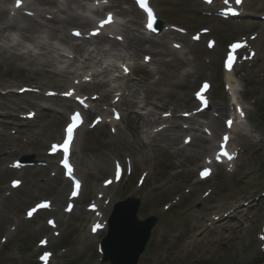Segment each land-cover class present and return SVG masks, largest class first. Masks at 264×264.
<instances>
[{"label": "rangeland", "instance_id": "374dc122", "mask_svg": "<svg viewBox=\"0 0 264 264\" xmlns=\"http://www.w3.org/2000/svg\"><path fill=\"white\" fill-rule=\"evenodd\" d=\"M42 1H24V8L34 13L27 17L23 11H12L13 0H0V118L6 111L16 117H25L31 111L37 115L32 124L25 122L32 127L25 135L7 129L0 133V144L9 148L0 153V190L9 188L11 180L21 179L22 174L26 178L21 180L31 183L11 194L0 192V264H40L43 253L53 255L50 264H101L98 246L106 230L93 235L90 226L106 222L114 204L129 197L140 199V220L151 216L157 219L138 264H259L264 259V198L253 202L244 214L239 224L246 228L239 226L238 236L216 244L215 254L204 252L201 246H190V242L202 239L196 238L197 233L200 228H208L204 209L239 204L264 194V92L253 94L256 87L252 82L262 78L253 73L264 68V49L257 50L255 59L239 66L234 75L222 74V50L208 52L203 44H193L189 39L208 23L190 12L199 9L198 0H154L162 27L168 29L162 30L161 38L143 35L142 17L128 0H108L96 8L92 4L97 0ZM252 11L249 21L256 28L264 7L259 12ZM109 12L116 22L108 32H114L121 40H109L106 36L99 37L98 43L91 38L70 39L68 46L53 41L51 35L60 34L62 41L70 29L87 32L94 27L95 19ZM47 16L70 26L48 23ZM209 27L214 28L212 35L219 48L254 35L253 29L248 34L238 33L241 27L233 22L216 21ZM180 29L186 34L176 33ZM139 39L158 44L150 50L160 56L153 58V53H146L147 46L135 53L132 46ZM175 44L182 49L178 50ZM76 47L81 51L76 52ZM143 56L150 59L144 61ZM122 66H127L128 73ZM205 80L212 87L208 105L223 102L228 108L225 115L210 109L204 115L192 117L196 112L193 109L198 111L199 107L198 100L193 106L192 97ZM224 85L228 90H224ZM21 89L28 92L17 94ZM69 90H74L73 98L92 107L91 113L84 112L83 129L77 134L73 153L77 171L85 166L90 174L78 172L86 182V190L75 202L73 214L61 219L58 230H48L45 225L54 220V214L41 212L30 222L26 221V214L41 200L52 202L55 197V191L34 190L32 184H42L40 173L34 177L40 165L53 166L48 171L51 177L56 174L57 166L45 152L48 144L61 139L62 128L68 123V104H73L58 99ZM48 94L59 97L47 98ZM229 101L235 104L238 115ZM113 113L119 114L118 120H113ZM227 119L234 123L229 151L238 158L216 165L213 150L220 143ZM13 122L0 119L4 125ZM214 123L222 131H217L213 145L208 143V153L193 163L189 159L195 155V143L186 146V141L206 135L203 132L208 125L216 132ZM192 127L198 132H192ZM238 134L246 137L252 147H239L235 137ZM23 157L32 161L22 166L20 172L8 170ZM205 166L215 172L201 181L198 172ZM118 169H123V173L119 172V182H114ZM108 181L112 184L106 187ZM5 195L10 197L2 206ZM100 195L106 197L102 200ZM36 197L38 202L33 205L30 201ZM106 198L110 201L105 202ZM14 199L22 200V204L15 205ZM90 201L101 204L100 210L88 212ZM199 204L200 210L194 207ZM188 207L192 210L186 213ZM216 232H220V227L209 229L206 237L216 239Z\"/></svg>", "mask_w": 264, "mask_h": 264}, {"label": "bare ground", "instance_id": "6f19581e", "mask_svg": "<svg viewBox=\"0 0 264 264\" xmlns=\"http://www.w3.org/2000/svg\"><path fill=\"white\" fill-rule=\"evenodd\" d=\"M40 2L44 3V1L40 0ZM264 4V0H255L254 2V7H251V9L253 8V10H256V8L258 7H261L262 5ZM260 5V6H259ZM89 7H91L90 5L89 6H86L85 9H89ZM84 9V8H83ZM2 16V14L0 13V17ZM56 20V21H55ZM116 21V20H115ZM52 23H57L59 25H61L62 27H65V26H70V24L68 23H63L61 24V22L58 20V19H54L51 21ZM113 26V25H112ZM36 27V26H35ZM72 27V26H71ZM82 27V26H81ZM38 28V27H36ZM250 26L247 27V30H250ZM78 29V28H76ZM73 30V29H71ZM70 30V31H71ZM256 33H257V36H256V39L254 40V42H250L249 43V40L246 41V46L249 47H252V49H254L255 51L256 50H259V51H263V48H264V27L260 30H256ZM83 35V34H82ZM52 37H54L53 41H56V43H60L63 42L64 45L68 46L66 43L68 40H77V39H74L73 37L71 36H63L64 38H61L62 41H60V39L58 38L59 36H61L60 34L57 35L54 34V35H51ZM81 40V39H80ZM95 41L96 43L99 42V36L95 37V38H92L91 41ZM63 43L61 45H63ZM250 44V45H249ZM63 45V46H64ZM59 46V45H58ZM144 46H147L149 47L147 50H146V53L148 54H152L153 52L150 50V49H153L155 48L156 46H159L158 44H156L155 42L153 41H150V40H145V39H139L138 41H136V43L132 46V48L135 50V53H139L140 50H142V48H144ZM75 51L76 52H79L81 51V48L80 47H76L75 48ZM252 51V50H249V52ZM157 56H160L157 54H154L152 55L153 58H156ZM263 56H264V53H263ZM144 58V56H143ZM173 62H176V60H173ZM248 63V60H246L245 62H242V64H246ZM254 75H258L259 76H262L261 79H258L257 80H254L252 81L254 86L256 87V89H253V94L254 93H257L258 91H261V92H264V68L262 69H259L257 72L253 73ZM211 91H207V93L205 94V96H208V99H210L211 97ZM199 98V97H198ZM196 99V97H195ZM195 99H193V101L195 102ZM191 102V100H190ZM193 106H195V103H193ZM192 106V107H193ZM210 108L212 110H214V112L220 116H223L226 114L228 108L226 107V104H224L223 102L222 103H215V104H212V106H210ZM208 110L209 107H208ZM128 115H130V112L128 113ZM201 115H204L203 113H201V111H199L198 113H196L195 116H201ZM194 116V115H193ZM192 116V117H193ZM0 119H9V120H13L14 122L13 123H10L9 125H4V123H0V133L2 130L4 129H7V131H13L14 133H18L20 135H25L27 133L30 132V129L32 127H30V125H27L25 124V122H30V124H32V122H34V120H28V119H25V118H19V117H16L15 115H11L9 113V111H6L4 112V114H2V118ZM191 119H194V118H191ZM191 121V120H190ZM228 121V120H227ZM188 122V121H187ZM192 123H194L193 121H191ZM16 124H19V125H16ZM19 126V127H18ZM151 126V124L149 125ZM20 128V129H19ZM210 132L212 133V139L208 140V138H206L205 136H202V137H198V138H195V140L191 141L190 142V145H192L191 143L193 142L194 144V147L196 149L195 151V155L192 157V159H189L190 161H192L193 163L195 161H199L200 160V156L203 155V154H206L208 153V143H211L213 142L217 136V133L220 132V127L217 123H214V129L216 130V132H214V130L212 129L211 131V127H207ZM234 129V127L232 128V130ZM190 130L192 132H198V130L195 129V127H192L190 128ZM218 131V132H217ZM3 139V138H2ZM236 142L238 144L239 147H242L243 149H247L249 147H252V144L247 140L246 137L242 136V135H237L236 136ZM28 143V142H27ZM8 148V146L6 145H3V144H0V153L6 151ZM20 148H23V147H20ZM241 148V149H242ZM240 149V150H241ZM9 150V148H8ZM9 152H5L4 154L5 155H10L8 154ZM41 157V155H39ZM4 163V162H2ZM9 170V169H8ZM11 172L13 173H16L17 171H13V170H10ZM82 173L87 175L89 173L88 170H86L85 168H83L82 170ZM10 173V172H9ZM40 173L41 174V177L43 178V181H42V184L41 185H35V184H32L33 187H35L34 190H41V189H45V188H48L50 189L51 191H55V197H53V200L52 202L50 201L51 204H55L53 205L54 206V209L51 211L52 215L54 214L55 217L58 216V220H56L55 224H57V227L62 224V221L61 219L64 217L63 214L60 213L61 211V207L69 202V199L68 197L66 196V187H67V183L63 180V179H60L59 177H51L50 176V172L48 171L47 168L43 167V166H40L37 170V173L34 175V177H37V174ZM22 178L21 179H24L26 178L25 174H22L21 176ZM49 177H51L49 179ZM20 179L21 181V184L20 186L23 187L25 184H31L29 181L27 182H23L22 180ZM33 182V180H32ZM83 182V190L85 189V186H86V183L84 181ZM31 192H33V190H30ZM0 192H2V194H6V193H12L14 192V190H12L11 188H7V189H2L0 190ZM29 196L32 195L30 192L28 194ZM33 196V195H32ZM9 195H5V197L3 198V200L1 201V204L2 206H5L6 205V201L9 199ZM33 198V197H32ZM32 201H30V203L32 202H37V197L34 198V199H31ZM14 201V204L15 205H19V204H22V200H13ZM29 203V204H30ZM28 204V205H29ZM200 204L197 205V209L200 210ZM217 207V206H216ZM219 207V206H218ZM220 208V207H219ZM192 209L191 208H187L186 211L187 212H190ZM74 211V210H73ZM72 211V212H73ZM71 212V213H72ZM204 212H208L205 214L204 218L206 219L207 222H210V217L212 214L214 215H218L216 217L219 218L217 221H214V220H211V225L212 227H216L217 225H219L220 227V232H216V239H212L210 240L208 237H206V234L204 232H206V230H204L200 235L203 237L202 239L200 240H193L191 243H190V246H197V248H200L201 246V249L206 252V253H216V244L222 242V241H229V238L233 235L235 236H238L240 234V230H239V221H240V218H243V209H241L240 206H235V207H227L225 208L224 210H217V209H204L203 210V213ZM200 213V212H199ZM224 213L225 216H221L223 215ZM61 217V218H60ZM230 219V220H235V224L234 226H231V224L228 225V222H226L227 219ZM252 218H253V215H252ZM88 218H86L87 220ZM210 225V224H209ZM208 225V226H209ZM237 226V227H236ZM232 227H235L233 230H231L230 228ZM240 227H242L244 229V227L242 225H240ZM229 228V229H228Z\"/></svg>", "mask_w": 264, "mask_h": 264}, {"label": "snow or ice", "instance_id": "6c2138e0", "mask_svg": "<svg viewBox=\"0 0 264 264\" xmlns=\"http://www.w3.org/2000/svg\"><path fill=\"white\" fill-rule=\"evenodd\" d=\"M100 2H101V0H97V4H99ZM103 2L107 3L108 0H103ZM136 3L143 10V12L146 13V22H145L144 26L149 31H155L154 24H155L156 16H155V13H154L153 9L149 6V0H136ZM206 3L211 4L212 0H206ZM224 3L227 4L228 0H224ZM235 3H237V4L241 3V0H235ZM15 7L17 9H22L24 7V0H15ZM27 15L31 16L32 13L28 12ZM112 23H114V17H113V14L111 12H109L107 14L106 18L101 19L98 22V24L92 29V31L88 33V35L89 36H99L101 34L102 30L106 26L111 25ZM204 31H207V29H205ZM73 35L79 37V36L82 35V33L80 31H74ZM198 38L199 37H196V39H198ZM245 44H246V42L245 43H235V44L232 45V48L235 50V49H237L239 47L245 46ZM209 46H211V44ZM176 47H179V45H176ZM148 59H150V58L149 57H145V61H147ZM233 63H234V57L233 56H229V58L227 60V67H228L229 70H231ZM122 67L124 68V72L125 73H127L129 71L127 66H122ZM85 79H90V77H85ZM77 83H79V81H77ZM208 87H209V85L207 83H205L203 85L204 89H207ZM21 91H24V89H21ZM63 95L72 97V96L75 95V93H74V90H69V91L64 92ZM197 96L200 98V100L203 103L207 104L206 99L202 95H200V93H197ZM117 99H119V93H117ZM165 115H169V114L166 113ZM241 115H243V113H241ZM116 118L119 119V114L118 113H117ZM82 123H83V118H82L81 114L79 112L74 113L70 117V123L66 127V130H65L66 131V138L64 139L63 143L59 144V145H55V144L52 145V150L54 152L57 150V148H60V149L63 150V153L65 155L64 163H65V166L68 168L69 173H71L72 168L68 164L67 156H68L69 151H70V145H71V143H72V141L74 139V130ZM226 123H227L228 127L230 128L232 126L233 121L228 120V121H226ZM229 139H230V137L227 134H225L223 136V142L224 143H222L219 146L220 147V151L218 152V154L216 156L217 161H220L222 157L226 158L228 160H232L234 158L235 154L234 153H230L227 150V143H228ZM209 163H211V161H209ZM210 172H211V169L205 168L204 170L201 171L200 175L203 178V177L208 176L210 174ZM19 183H20V181H13V187L18 186ZM107 183H111V181H108ZM75 188L77 190H79V188H80V182L79 181H76ZM76 195H77V191H73L72 192V196H76ZM47 207H49V203L48 202L40 203L35 208H33L30 211H28L27 215L29 217H31L33 215V213L37 211L38 208H47ZM71 207L72 206L69 205V208H68L69 211L71 210ZM49 223L54 225V221H49ZM98 227H99V225H96V227L93 228V231H95L96 228H98ZM41 243L45 244L46 241H41ZM48 256H49V254L45 253L41 257V260H43L45 262V264H47Z\"/></svg>", "mask_w": 264, "mask_h": 264}, {"label": "water", "instance_id": "95a60500", "mask_svg": "<svg viewBox=\"0 0 264 264\" xmlns=\"http://www.w3.org/2000/svg\"><path fill=\"white\" fill-rule=\"evenodd\" d=\"M137 208L138 202L134 199H129L116 207L114 216L109 222V234L102 242L104 263H137L154 225L153 220L138 224Z\"/></svg>", "mask_w": 264, "mask_h": 264}]
</instances>
